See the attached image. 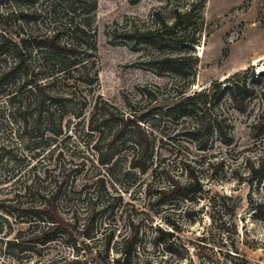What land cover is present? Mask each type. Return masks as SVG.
Masks as SVG:
<instances>
[{
    "label": "trees",
    "instance_id": "trees-1",
    "mask_svg": "<svg viewBox=\"0 0 264 264\" xmlns=\"http://www.w3.org/2000/svg\"><path fill=\"white\" fill-rule=\"evenodd\" d=\"M8 1L11 12L0 13V124L14 127L16 138L30 153L29 160L35 161L29 163L27 179L31 183L25 186V181L22 196L40 197L35 202L0 199L4 223L8 224L7 218L31 223L26 238L17 233L6 240L5 247L13 257L25 259L23 264L37 256L39 259L28 264H86L78 254L41 260L44 248L55 241L78 253L82 237L87 242L101 241L108 255L114 248L112 262L133 264L140 224L130 221L128 232L114 240L116 225L104 218L113 210L107 199L111 198L110 188L116 189L118 181L134 183L149 174L151 182L144 191L163 201V207L193 206L203 199L205 183L199 173L204 171L212 179L224 169L226 159L217 153L236 146L237 118L246 116L252 139L264 138V62L261 70L251 65L192 89L199 63L194 46L200 39L187 27L181 28L177 12L171 23L156 20L136 40L157 52L147 60L155 72L169 73L177 82L164 92L158 87L141 89L139 100H125L128 110L122 111L96 90L97 0ZM192 10L189 5L183 14ZM4 17H13V22L2 23ZM173 48L179 52H171ZM161 95L170 102L157 103L163 99ZM156 142L169 147L165 150L168 157L158 154ZM183 143L192 144L201 153L213 152L190 157ZM13 151L10 145H0V161L5 155H9L8 162L16 161V154L10 156ZM21 157L24 159L23 154ZM38 165L44 169L41 180ZM244 166L246 173L237 176V181L259 186L264 179L263 162L246 157ZM176 168L185 175L184 180ZM37 180L47 181V186L33 187ZM82 202L81 213L77 205ZM206 202L209 217L214 222L215 216L219 217L218 227L227 231V236L230 230L236 233V201L216 191ZM249 202L254 219L264 221V201L250 196ZM191 208L186 206L184 216L192 217ZM169 224L171 227L155 228L166 252L173 251L169 241L179 229ZM230 247L227 256L229 262H235L239 252L233 243ZM239 264L251 262L243 256Z\"/></svg>",
    "mask_w": 264,
    "mask_h": 264
},
{
    "label": "rangeland",
    "instance_id": "rangeland-1",
    "mask_svg": "<svg viewBox=\"0 0 264 264\" xmlns=\"http://www.w3.org/2000/svg\"><path fill=\"white\" fill-rule=\"evenodd\" d=\"M189 5L193 6V10L188 15L183 14L188 11ZM11 8L8 0H0V13L7 15ZM177 12L181 28L187 27L191 35L195 34L200 39L198 45L194 46V54L199 57V63L192 89L206 87L211 82L222 80L251 65L256 70H261L264 62V0H97L94 19L99 77L97 94L117 109L127 111L125 100H139L141 89L156 90L158 87L160 92H164L165 87L177 82L169 73L159 75L155 72L147 60L157 56V52L147 44L136 41L138 34L151 28L156 20L171 23ZM13 19L4 17L2 23L4 20L13 22ZM171 52L179 51L173 48ZM161 96L163 99L157 100V103L170 102L165 95ZM247 123L246 116H239L234 130L236 146L227 152L223 149L222 153H217V156L223 155L226 159L224 169L213 175L212 179L204 171L199 173L205 183L201 193L203 199L193 206L187 203L186 206H191L193 210L189 214L192 216L190 218L184 216V211L190 208L163 207V201L159 202L153 194L145 193L146 183L151 182L149 174L140 176L139 181L134 183L128 180L118 181L114 185L116 189L109 186L111 198L107 199L113 204V210L111 214H104V218L105 222L116 225L114 240L119 241L121 234L128 232L130 221L137 220L140 224L137 254L133 264H239L243 256L251 264H264V221L254 219V211L250 209L249 202L250 196L264 201V179L259 186L254 184L252 187L236 179L246 173V157L250 161L259 160L264 164V138L252 139L248 134ZM10 127L0 124V145L13 147L14 151L10 156L16 154L17 157L16 161L8 162L9 155H5L0 161V199L35 202L39 195L22 196L25 181L27 180L25 186L31 183V179H27L28 172L35 161L29 160L30 153L24 150L23 141L16 138L14 127ZM153 135L156 136V133ZM80 139L86 138L80 136ZM155 145L161 157L169 156L165 151L169 147L160 142ZM183 145L187 146L190 157L213 152L210 150L208 153H201L190 143ZM161 163L163 165V161ZM36 170L40 174V180L43 179L44 169L38 165ZM36 170L33 172H37ZM175 172L180 175L181 180L185 179L181 170L176 168ZM32 185L43 189L47 186V181L37 180ZM30 190L35 191L34 188ZM216 191L231 196L237 204L234 217L237 231L232 233L230 230L228 236L227 231L218 227L219 217L215 216V222L209 217L206 197ZM84 206L83 202L77 205L81 213ZM7 219L8 224L0 218V264H23L25 259L13 257L5 247V242L17 233L21 238H26L30 233L31 229L28 227L31 223ZM170 222L179 229L169 241L172 242L173 251L166 252L163 250L162 239L160 242L157 239L155 228L171 227ZM78 242L82 244L78 253H74L60 241L51 242L44 248L41 260L78 254L86 264H116L111 260L116 256L114 248L108 255L103 251L101 241L87 242L80 237ZM232 243L239 252L238 257L233 259L235 262H229L230 257L227 256ZM37 259L39 256L31 258L25 264Z\"/></svg>",
    "mask_w": 264,
    "mask_h": 264
}]
</instances>
